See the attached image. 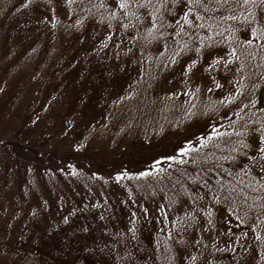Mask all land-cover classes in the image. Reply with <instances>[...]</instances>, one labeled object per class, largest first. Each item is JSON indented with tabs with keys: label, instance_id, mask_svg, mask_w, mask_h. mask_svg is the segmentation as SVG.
I'll list each match as a JSON object with an SVG mask.
<instances>
[{
	"label": "trees",
	"instance_id": "16d2710c",
	"mask_svg": "<svg viewBox=\"0 0 264 264\" xmlns=\"http://www.w3.org/2000/svg\"><path fill=\"white\" fill-rule=\"evenodd\" d=\"M26 1L7 11L44 28L52 16L53 33L80 43L60 39L35 80L39 104L58 115L0 130V264H264V0H140L150 34L139 58L118 40L125 0H67L82 3L68 12L77 30L57 26L56 0ZM23 23L15 16L5 39H31ZM241 58L253 64L232 83ZM23 84L6 89L0 121ZM176 207L188 224H170Z\"/></svg>",
	"mask_w": 264,
	"mask_h": 264
},
{
	"label": "rangeland",
	"instance_id": "374dc122",
	"mask_svg": "<svg viewBox=\"0 0 264 264\" xmlns=\"http://www.w3.org/2000/svg\"><path fill=\"white\" fill-rule=\"evenodd\" d=\"M11 0H0V15L2 13H5L7 16V24L4 26L2 30V38H0V109L1 107L5 106L6 104V93L10 86H12L13 83H16L20 80H24L23 86L16 91V93L11 96V100L9 102L10 105L6 109H4V117L0 121V130L4 127L5 123L8 124L11 123L13 126L21 117L28 114V123L30 125L34 123H39L40 120L46 119L48 116H52L51 114L54 112V107L48 108V106L39 104L42 103L40 101V96L35 97L36 90H35V80L36 77L40 73L44 74L49 71V69H52L54 66V63L58 59L57 49L59 50L58 45L60 39H68L70 40V45L72 47H77L79 45V41L73 39L71 36L70 38H65L64 36V30L61 32V34H55L53 33L52 23H54L57 19H53V17H50V20L48 21V25L44 28L41 23L36 22V25L33 24L32 21L28 20L29 17L25 14V12L20 8L15 13H12L11 11H7L9 2ZM67 0H56L53 2L54 7L57 9V11L60 12L61 19L57 22V26L61 28V24L64 22L68 25H72L73 30H77L80 28H84L83 26H80V22L76 19L79 18L75 15H69L68 12H77L79 13V10L82 6V3L80 4H64ZM122 1V0H121ZM27 1L23 4H25ZM44 2V1H40ZM249 0H240L239 5L240 6H247ZM125 11L123 12L125 15L127 14L129 18H124L121 27L122 29H125L128 33V36L124 37V35H120L118 40L125 44L126 47H129V51H133L132 54L134 57L139 58L143 51H145V44L146 35L150 34L148 26L143 22V14H144V7L143 3L140 0H125ZM29 4V3H28ZM93 6V5H92ZM83 8V7H82ZM81 8V9H82ZM73 10V11H72ZM68 15L66 16V14ZM20 16V22L23 21L25 24H28V27H24L23 25L19 24L20 31L22 33H28L30 32L31 39L27 40L26 43H19L18 40L14 38L13 41L9 39H5L6 33H11L10 29L8 28V25H10V21H14V17ZM141 16V18H140ZM28 18V19H27ZM141 19V21H140ZM128 21V22H127ZM30 22V23H28ZM35 22V21H34ZM93 22V21H92ZM93 27L89 23H87V28ZM47 29V30H46ZM49 30V31H48ZM253 31L256 30L253 29ZM102 33V32H100ZM15 34V33H14ZM12 42V43H11ZM9 45V46H8ZM8 46V47H7ZM39 53L40 59L30 62L29 57H33ZM128 53H124V56L122 60H125ZM44 56L47 57L48 62H46ZM72 57H69L66 62L71 61ZM52 61V62H51ZM54 62V63H53ZM253 64V62L248 58H241V60H236L235 64L232 67V70L230 72V76L233 78L232 83H237V81L245 80L247 77V70L249 67ZM194 66H189V64L186 63L187 73H192L195 71L193 68ZM59 69H57L58 72ZM223 81L219 79L217 83H222ZM157 85L162 87L163 81L161 78L157 80ZM236 85V84H233ZM212 86V85H210ZM211 89V90H210ZM209 90H202L199 89H191L189 91L183 90L184 96H198L200 92L205 93V96H207L209 93L214 94L213 91L215 90L213 87ZM163 93H170V97L168 102L165 103V105H173L174 102L171 101V96H177L178 94L176 92V88H173V86L167 87ZM58 115V111L56 110L54 112V116ZM57 127L60 129V121L57 120L56 122ZM9 130V129H8ZM8 130L5 132L8 134ZM35 133V131H32ZM51 143H58V139H54L51 141ZM65 145L66 147L73 146L75 144L74 141L66 142L61 141V145ZM1 160H3L1 158ZM263 167H264V160H263ZM57 182H60L63 184L62 180H53V179H47L46 180V186L47 187H55ZM264 185V182H262ZM89 190V189H88ZM99 192L101 191L97 188L92 190V195H99ZM177 209H172L177 213L176 217H170L169 221L172 225L171 221L176 223L175 219H178V222H182L185 224H188L190 222L189 219H186L187 217H184L185 208L184 207H176ZM202 208V207H201ZM203 211V209H202ZM161 220H168L165 214L162 213ZM114 220V219H113ZM197 219L195 218V221ZM200 221V220H199ZM217 223L208 222V228H210L211 233L219 238L220 234L218 233L216 227H213ZM175 238V237H174ZM176 239V238H175ZM230 241L240 242L239 239H232L228 238Z\"/></svg>",
	"mask_w": 264,
	"mask_h": 264
},
{
	"label": "snow or ice",
	"instance_id": "6c2138e0",
	"mask_svg": "<svg viewBox=\"0 0 264 264\" xmlns=\"http://www.w3.org/2000/svg\"><path fill=\"white\" fill-rule=\"evenodd\" d=\"M120 7H122V8L125 7V4L121 3ZM262 139H264V137H262Z\"/></svg>",
	"mask_w": 264,
	"mask_h": 264
}]
</instances>
